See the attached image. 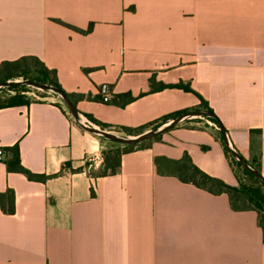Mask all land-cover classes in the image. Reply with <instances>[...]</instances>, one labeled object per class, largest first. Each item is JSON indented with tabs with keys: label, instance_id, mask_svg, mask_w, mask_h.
<instances>
[{
	"label": "crops",
	"instance_id": "obj_1",
	"mask_svg": "<svg viewBox=\"0 0 264 264\" xmlns=\"http://www.w3.org/2000/svg\"><path fill=\"white\" fill-rule=\"evenodd\" d=\"M23 55L56 71L89 124L137 128L205 100L245 159L260 149L264 178V0H0V62ZM102 83L110 100L132 99L101 102ZM52 97L0 108V193H14V212L0 209V264H264L254 210L154 164L186 153L234 185L216 123L181 120L122 155L115 174L92 177L110 140ZM15 144L46 180L7 169Z\"/></svg>",
	"mask_w": 264,
	"mask_h": 264
},
{
	"label": "trees",
	"instance_id": "obj_2",
	"mask_svg": "<svg viewBox=\"0 0 264 264\" xmlns=\"http://www.w3.org/2000/svg\"><path fill=\"white\" fill-rule=\"evenodd\" d=\"M15 78H22L23 80L26 79L48 84L49 86H52L64 93L74 104L72 95L65 92L61 88L54 69L48 68L37 56L23 55L13 60H3L0 62V81L11 80V84L3 87L14 91L13 94H10L5 98H0V108L23 106L28 105L30 102H34L30 101L25 94L28 86L13 83ZM174 86H181L186 90H190V88L186 85L180 84ZM131 99L132 97L125 93L116 94L110 101L123 106ZM197 110H205L209 112L211 116L204 117L216 123L218 127H223L218 117L203 99L200 100V104L198 106L189 109H182L169 115L162 116L152 122L138 126L137 128L112 126L93 119L90 116H88V119L102 129L115 128L126 134L138 135L146 131L148 128L155 129L159 127L169 119H174L182 114H187ZM184 121L188 122V124L184 123ZM182 122L185 126H193L195 121L185 118ZM174 126H176V124H174L171 128ZM160 135L161 133H158L152 138L141 140L134 144H125L123 142L110 140V146L102 153L101 167L97 170L86 168L87 174L92 177L115 174L120 168L122 155L134 150L150 147L151 141L159 139ZM218 136L222 141L220 130H218ZM222 146L236 178V183L234 185L227 184L221 179L207 174L196 166L186 153L179 159H169L162 156H155L154 164L160 174L176 176L181 182L193 184L194 186L202 188L212 194L225 193L228 196L230 205L234 210H254L257 213L258 225L261 228L264 241V187L262 186L259 178H257L235 159L223 142ZM233 148L240 156H242L236 150L234 145ZM244 160L259 174L260 178L264 180L260 172V149H256V152H254L250 158H244ZM6 166L9 171L23 173L29 180L44 181L48 178V176L44 174L32 173L21 165L16 144L9 149V157L6 159ZM0 209L7 214H12L14 212V193L12 189H7L3 193H0Z\"/></svg>",
	"mask_w": 264,
	"mask_h": 264
},
{
	"label": "water",
	"instance_id": "obj_3",
	"mask_svg": "<svg viewBox=\"0 0 264 264\" xmlns=\"http://www.w3.org/2000/svg\"><path fill=\"white\" fill-rule=\"evenodd\" d=\"M11 82H12L11 80L0 81V87L8 86L9 84H11ZM13 83L24 84L27 86H33L35 88L43 89V90H51L53 93L57 94V96L60 97V99H62L63 103L67 106L68 110L70 111L74 121L77 122L82 128H84L85 130L92 132L94 134H98L99 136H101L105 139H108L111 141L123 142L125 144H134V143L139 142L141 140L152 138L154 135H156L158 133H162V132L170 129L174 124H177L179 121H181L187 117L211 116V114L205 110L192 111L190 113L182 114V115H180L174 119L166 121L165 123L161 124L159 127L155 128V129H150V130L144 131L138 135L120 136V135H117L111 131L101 129L100 127H98L96 125L85 124L84 120H83L84 119L83 116L80 114V112H78V110L75 108L74 104L70 101V99L64 93H62L61 91H59L58 89H56L52 86H49L48 84L36 82V81H32V80H26V79L25 80H23V79L22 80H14ZM219 130L221 131L223 144L230 150L232 155L235 157V159L238 162H240V164L242 166L247 168L251 173H253L257 178H259L262 186L264 187V180L260 178L259 174L252 167H250V165L244 160V158L242 156H240L234 150V148L231 146V144L228 140L226 130L221 126H219Z\"/></svg>",
	"mask_w": 264,
	"mask_h": 264
},
{
	"label": "rangeland",
	"instance_id": "obj_4",
	"mask_svg": "<svg viewBox=\"0 0 264 264\" xmlns=\"http://www.w3.org/2000/svg\"><path fill=\"white\" fill-rule=\"evenodd\" d=\"M14 80H22V78H15ZM26 90L27 91H25V94H26V96L28 97V99L30 101H42V100H47V99H50V100L54 99V97H52L53 92L51 90L38 89V88H35L33 86H28ZM13 93H14V91L5 89V87H0V98H5L8 95L13 94ZM57 99H59V97ZM187 119L194 120L195 122L201 120L200 116L187 117ZM184 123L188 124V122H186V121H184ZM92 124L98 126L97 124H95L93 122H92ZM150 129L151 128H148L147 130H150ZM105 130L111 131V132H113V133H115L117 135H120V136H134L132 134H126V133L120 131L119 129H115V128H110V129H105Z\"/></svg>",
	"mask_w": 264,
	"mask_h": 264
},
{
	"label": "built area",
	"instance_id": "obj_5",
	"mask_svg": "<svg viewBox=\"0 0 264 264\" xmlns=\"http://www.w3.org/2000/svg\"><path fill=\"white\" fill-rule=\"evenodd\" d=\"M98 94L100 95V101L101 102H107L110 100V90L109 87L106 83H102L99 88H98ZM85 124H89L88 121L86 119H83ZM3 155H4V151L0 148V160L3 159ZM99 159H101V156L98 154H94L92 156H89L87 158L88 162H89V167H91V165L93 166L97 161H99Z\"/></svg>",
	"mask_w": 264,
	"mask_h": 264
}]
</instances>
